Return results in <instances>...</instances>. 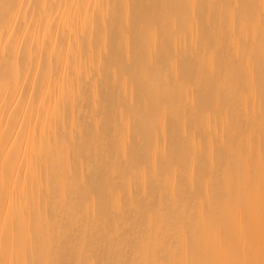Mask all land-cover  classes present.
<instances>
[{"label": "bare ground", "instance_id": "1", "mask_svg": "<svg viewBox=\"0 0 264 264\" xmlns=\"http://www.w3.org/2000/svg\"><path fill=\"white\" fill-rule=\"evenodd\" d=\"M0 264H264V0H0Z\"/></svg>", "mask_w": 264, "mask_h": 264}]
</instances>
